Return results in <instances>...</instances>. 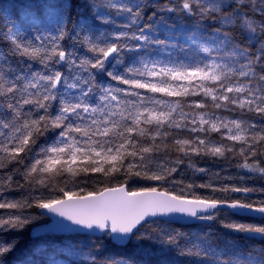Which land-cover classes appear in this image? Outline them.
Segmentation results:
<instances>
[{
	"label": "snow or ice",
	"instance_id": "6c2138e0",
	"mask_svg": "<svg viewBox=\"0 0 264 264\" xmlns=\"http://www.w3.org/2000/svg\"><path fill=\"white\" fill-rule=\"evenodd\" d=\"M0 264H264V0H0Z\"/></svg>",
	"mask_w": 264,
	"mask_h": 264
},
{
	"label": "trees",
	"instance_id": "16d2710c",
	"mask_svg": "<svg viewBox=\"0 0 264 264\" xmlns=\"http://www.w3.org/2000/svg\"><path fill=\"white\" fill-rule=\"evenodd\" d=\"M32 246V238L30 237V234L25 232L22 237L21 244L19 246V253L23 254L27 252Z\"/></svg>",
	"mask_w": 264,
	"mask_h": 264
},
{
	"label": "water",
	"instance_id": "95a60500",
	"mask_svg": "<svg viewBox=\"0 0 264 264\" xmlns=\"http://www.w3.org/2000/svg\"><path fill=\"white\" fill-rule=\"evenodd\" d=\"M31 237V236H30Z\"/></svg>",
	"mask_w": 264,
	"mask_h": 264
}]
</instances>
